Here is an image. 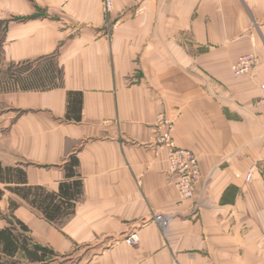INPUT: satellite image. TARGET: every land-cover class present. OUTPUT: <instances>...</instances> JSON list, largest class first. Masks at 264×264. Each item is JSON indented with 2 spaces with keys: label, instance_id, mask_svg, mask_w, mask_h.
<instances>
[{
  "label": "crops",
  "instance_id": "obj_1",
  "mask_svg": "<svg viewBox=\"0 0 264 264\" xmlns=\"http://www.w3.org/2000/svg\"><path fill=\"white\" fill-rule=\"evenodd\" d=\"M114 3L106 13L103 0H0L5 62L53 59L64 76L50 90L0 92V161L59 191L75 155L83 183L61 225L4 190L0 228L26 223L55 251L41 264H264V171L250 170L264 165V0ZM249 53L253 72L234 76ZM70 91L82 92L79 122L65 116ZM161 116L199 157L195 207L155 142ZM157 213L170 216L165 231Z\"/></svg>",
  "mask_w": 264,
  "mask_h": 264
},
{
  "label": "trees",
  "instance_id": "obj_2",
  "mask_svg": "<svg viewBox=\"0 0 264 264\" xmlns=\"http://www.w3.org/2000/svg\"><path fill=\"white\" fill-rule=\"evenodd\" d=\"M6 28L7 22L0 20V59L6 65L5 71L0 68V92L17 89L50 90L62 85V68L53 59H49L41 69L30 61L5 62L2 47ZM7 85H13L14 88ZM81 111L82 92L70 91L66 118L79 122ZM79 164L75 155L70 156L64 167L67 180L60 183L59 191H50L42 185H31L25 168L17 165L4 166L0 161V183L4 185V188L0 187V198L5 194L4 190L12 192L40 211L45 219L61 225L75 213L76 202L83 194ZM9 206L11 213L20 207L13 199H10ZM30 231L29 226L16 217L10 220L9 225L0 228V264H41L55 255L52 248L37 244Z\"/></svg>",
  "mask_w": 264,
  "mask_h": 264
},
{
  "label": "built area",
  "instance_id": "obj_3",
  "mask_svg": "<svg viewBox=\"0 0 264 264\" xmlns=\"http://www.w3.org/2000/svg\"><path fill=\"white\" fill-rule=\"evenodd\" d=\"M104 11L106 13L111 12L114 7V0H103ZM258 63V56L253 53L249 55H243L240 57L231 67L234 76L240 77L244 75H250L253 72L254 67ZM261 95L260 104L264 106V83L260 85ZM159 126L163 131L158 132V136L155 142L160 145L167 146L170 151L168 155L169 172L176 177L175 186L178 189L180 201L190 204L191 207L196 206V189L197 184L201 178L199 157L196 153L190 149L178 147L174 143V121L167 117L161 116ZM251 172L264 171V165L259 162L253 163ZM155 221L160 225L162 230L165 231L170 223V216L163 213H157L154 215ZM125 243L131 246H135L140 241V235L138 231H130L125 239Z\"/></svg>",
  "mask_w": 264,
  "mask_h": 264
},
{
  "label": "rangeland",
  "instance_id": "obj_4",
  "mask_svg": "<svg viewBox=\"0 0 264 264\" xmlns=\"http://www.w3.org/2000/svg\"><path fill=\"white\" fill-rule=\"evenodd\" d=\"M0 68L2 69V70H4L5 71V69H6V65H5V63H3V61H2V59H0ZM3 76V75H2ZM7 87H9V88H14V86L13 85H7ZM6 87V88H7ZM2 188H4V186L3 185H0ZM7 191V190H6ZM11 213V212H10ZM1 216H3V214L0 212V217Z\"/></svg>",
  "mask_w": 264,
  "mask_h": 264
}]
</instances>
